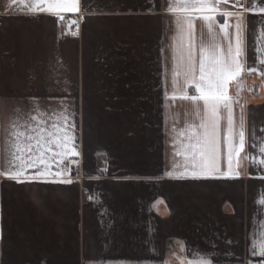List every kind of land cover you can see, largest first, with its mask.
<instances>
[{
    "label": "crops",
    "instance_id": "obj_1",
    "mask_svg": "<svg viewBox=\"0 0 264 264\" xmlns=\"http://www.w3.org/2000/svg\"><path fill=\"white\" fill-rule=\"evenodd\" d=\"M166 4L81 0L88 11L81 13L79 35L71 36L56 16L27 13L19 3L0 0V171L8 167L7 110L13 105L5 103L7 97L38 98L46 109L59 108L63 100L79 152L66 161L70 185L0 177V264H181L192 258V249L212 251L213 243L220 254L215 264L264 261L249 251L253 240L264 236V206L258 204L264 167L243 158L259 155L252 134L264 135V78L244 71L229 84V94L245 106L247 143L239 178L155 179L172 169L173 127L180 132L194 120L192 104L177 100L169 106L175 120L165 121L160 49L174 35ZM236 4L222 0L220 9L243 11ZM94 8L102 13L91 14ZM243 15L241 60L247 68L256 64L264 14ZM201 28L197 21L198 34ZM245 78L262 95L249 99L240 80ZM234 116L239 122V104ZM176 163L182 171L183 157ZM221 167L227 170L226 160ZM175 241H185L188 251L180 252ZM225 252L232 257L225 258Z\"/></svg>",
    "mask_w": 264,
    "mask_h": 264
},
{
    "label": "snow or ice",
    "instance_id": "obj_2",
    "mask_svg": "<svg viewBox=\"0 0 264 264\" xmlns=\"http://www.w3.org/2000/svg\"><path fill=\"white\" fill-rule=\"evenodd\" d=\"M222 0H167L164 10L173 15L174 35L167 48L162 47V83L164 85L165 121L175 120L170 114L169 106L177 100L192 104L193 122L186 123L185 128L177 132L173 127V166L167 168L160 180L168 179H233L239 178L241 154L245 152L246 117L245 106L237 97L229 94V84L235 82L244 71L264 78V29L256 37V64L245 67L241 57L244 54V12L264 14V0H245L237 4L243 11L220 9ZM227 2V0H223ZM21 4L27 13H47L63 21L62 13H82L81 0H10V5ZM155 10V5L149 9ZM91 14L101 9H91ZM220 14L221 19H218ZM83 16H81V19ZM235 22L232 23L231 21ZM202 28L199 34L196 22ZM76 33L79 21L73 20ZM167 27L169 22L165 18ZM231 30V31H230ZM71 31V28H69ZM169 55L171 65L169 67ZM171 77V92L168 78ZM6 104L13 107L7 110L6 127V163L8 167L0 171V177L16 183H59L70 185L74 181L66 161L78 156L75 125L71 122L72 113L63 100L57 109H46L40 105L38 98L30 97L27 101L17 98H4ZM30 103L31 108L19 105ZM240 105L239 122L234 116V106ZM198 121V122H196ZM264 133V128L260 129ZM183 137L177 143V138ZM186 141V142H185ZM254 147H258V156H244L250 163L264 167V135L252 134ZM176 157H183V170L176 163ZM235 159V165H234ZM226 160L227 170L222 169L221 161ZM75 164V161H71ZM57 170H53V169ZM32 170V171H29ZM95 178V177H90ZM264 179V176L259 177ZM153 179V178H147ZM94 197H90L92 199ZM258 204L264 206V197ZM257 221L253 218V226ZM264 227V224L261 225ZM231 244V241H227ZM180 252L188 251L185 241H175ZM212 251L191 250V259L181 260V264H215L220 254L216 245H210ZM249 251L253 256L264 257V236L259 241L253 240ZM225 252V258L232 257ZM167 264V261H165ZM247 264H251L250 261ZM264 264V261H261Z\"/></svg>",
    "mask_w": 264,
    "mask_h": 264
},
{
    "label": "built area",
    "instance_id": "obj_3",
    "mask_svg": "<svg viewBox=\"0 0 264 264\" xmlns=\"http://www.w3.org/2000/svg\"><path fill=\"white\" fill-rule=\"evenodd\" d=\"M62 15L64 16V20L63 21L59 20L60 29L71 36L79 35L81 26H82V21H83V18L81 19L82 14L81 13H65ZM73 20L79 21L78 34H75V35L73 33H76L77 29H76V25L71 24ZM69 28H71V31H69Z\"/></svg>",
    "mask_w": 264,
    "mask_h": 264
},
{
    "label": "rangeland",
    "instance_id": "obj_4",
    "mask_svg": "<svg viewBox=\"0 0 264 264\" xmlns=\"http://www.w3.org/2000/svg\"><path fill=\"white\" fill-rule=\"evenodd\" d=\"M241 80V82L242 83H244L245 84V91L246 92H249L250 94L248 95L249 97V99H251V97H257V96H259L260 94L262 95V92L260 93V91H256L255 90V88L253 87L255 84L254 83H251V81H250V78L249 79H240ZM239 80V81H240ZM253 80V79H252ZM260 81L262 82V84L264 85V79H260ZM262 84H261V86H262ZM251 93H253V94H251ZM264 94V93H263ZM262 97H264V95H262ZM256 107H259V105L258 106H256ZM249 166H251V167H253L251 164L249 165Z\"/></svg>",
    "mask_w": 264,
    "mask_h": 264
}]
</instances>
